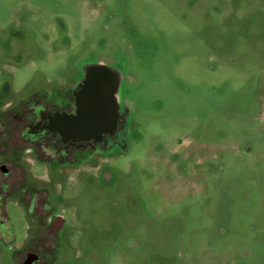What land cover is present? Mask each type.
I'll use <instances>...</instances> for the list:
<instances>
[{
    "label": "rangeland",
    "instance_id": "374dc122",
    "mask_svg": "<svg viewBox=\"0 0 264 264\" xmlns=\"http://www.w3.org/2000/svg\"><path fill=\"white\" fill-rule=\"evenodd\" d=\"M33 4L36 28L64 14L71 43L46 52L36 39L31 62L18 65L10 37ZM0 32L15 99L5 109L51 95L61 69L119 62L132 79L133 147L112 150L117 160L52 166L0 124V167L10 173L0 171V264L45 247L47 200L66 221L51 264H264V0H0ZM184 151L196 154L191 180L175 159ZM104 160L113 165L100 171ZM104 171L107 180L96 177Z\"/></svg>",
    "mask_w": 264,
    "mask_h": 264
},
{
    "label": "flooded vegetation",
    "instance_id": "af4514ba",
    "mask_svg": "<svg viewBox=\"0 0 264 264\" xmlns=\"http://www.w3.org/2000/svg\"><path fill=\"white\" fill-rule=\"evenodd\" d=\"M68 1L80 2V0ZM20 11L21 13L18 14L20 25L10 37L16 44L15 59L18 65L31 62H29L31 59L29 56L37 51L36 39L44 42L45 46L42 47L46 52H59V45L71 43V29L68 22L64 20V14L46 15L44 25L36 28L38 19H41V15L36 13L41 9L33 4L25 6ZM83 18L84 16H81L79 19V29L85 23L81 20ZM36 33L42 35L38 36ZM5 47L6 36L0 32V124L5 133L19 136L22 151L30 152L36 158L41 151H46L48 154H46L47 158L42 157L43 163L75 167H82L88 161L97 163L96 157H103L107 161L105 157H113L117 160L120 155H129L133 150L129 137L132 129L131 109L127 87L124 86H129L132 79L123 71L119 62L111 58L109 61L95 60L91 63L78 64L80 66L78 71L61 69L62 75L58 74L50 79L58 86L51 95H45L43 99L37 100L39 97L34 94L27 99V102L20 103L19 108L5 109V102L15 101L10 95L14 92L11 86L12 80L5 79L6 62L3 51ZM45 60H48V56H45ZM41 65L49 66L51 71L58 66V64L47 62H42ZM112 150H121L124 153L116 156L111 152ZM175 159L180 162L178 165L184 164L181 169L183 174L180 173V176H185L184 179H194L196 154L193 151H184L179 155L177 152ZM105 160L100 165V171L106 165H113L106 163ZM3 166L7 167V164L2 163L1 167ZM105 171L96 177L107 180ZM9 175L8 170L5 177ZM6 190L3 186L0 191V200L5 198L3 194ZM31 190V203L26 210L30 217H33L38 212L34 205L37 189L31 187ZM4 208L5 206L0 203V210L3 213H5ZM43 211L52 217L48 226L50 238L46 236L45 247L26 248L22 252L19 249L14 256L15 264H51L53 262V253L59 245L58 238L66 221L62 215L55 214L56 209L48 200L45 202ZM2 242L6 245L11 243L6 240ZM50 249L53 251L48 255Z\"/></svg>",
    "mask_w": 264,
    "mask_h": 264
},
{
    "label": "water",
    "instance_id": "95a60500",
    "mask_svg": "<svg viewBox=\"0 0 264 264\" xmlns=\"http://www.w3.org/2000/svg\"><path fill=\"white\" fill-rule=\"evenodd\" d=\"M1 172H3L4 174H7L8 173V169L7 167L3 166L0 168Z\"/></svg>",
    "mask_w": 264,
    "mask_h": 264
}]
</instances>
